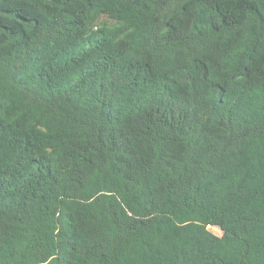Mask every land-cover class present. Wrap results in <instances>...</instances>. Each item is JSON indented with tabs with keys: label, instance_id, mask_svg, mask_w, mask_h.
<instances>
[{
	"label": "trees",
	"instance_id": "16d2710c",
	"mask_svg": "<svg viewBox=\"0 0 264 264\" xmlns=\"http://www.w3.org/2000/svg\"><path fill=\"white\" fill-rule=\"evenodd\" d=\"M0 264H264V0H0Z\"/></svg>",
	"mask_w": 264,
	"mask_h": 264
},
{
	"label": "rangeland",
	"instance_id": "374dc122",
	"mask_svg": "<svg viewBox=\"0 0 264 264\" xmlns=\"http://www.w3.org/2000/svg\"><path fill=\"white\" fill-rule=\"evenodd\" d=\"M208 229L213 232L214 234L216 235H221L222 234V231L219 227L217 226H209Z\"/></svg>",
	"mask_w": 264,
	"mask_h": 264
}]
</instances>
